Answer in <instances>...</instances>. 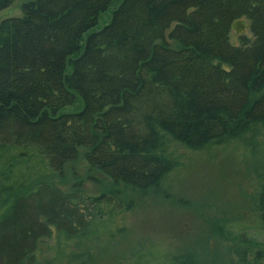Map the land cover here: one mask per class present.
Here are the masks:
<instances>
[{
	"label": "trees",
	"instance_id": "1",
	"mask_svg": "<svg viewBox=\"0 0 264 264\" xmlns=\"http://www.w3.org/2000/svg\"><path fill=\"white\" fill-rule=\"evenodd\" d=\"M242 18L251 39L235 47ZM256 134L264 0L24 3L0 22V264H42L45 241V264H264V173L247 200L251 225L205 222L201 241L219 245L210 260L175 235L123 245L133 209L170 193L180 151ZM78 159L89 181L115 187L58 186Z\"/></svg>",
	"mask_w": 264,
	"mask_h": 264
},
{
	"label": "rangeland",
	"instance_id": "2",
	"mask_svg": "<svg viewBox=\"0 0 264 264\" xmlns=\"http://www.w3.org/2000/svg\"><path fill=\"white\" fill-rule=\"evenodd\" d=\"M32 0H15L11 6L0 12V22L21 17V6ZM108 15L102 19L106 22ZM251 39L249 22L242 18L234 21L229 33L232 46H239L240 37ZM180 166L170 177V193L162 194V205L157 208L138 207L129 217V233L123 245H129L144 238L171 242L168 238L179 239L181 243L199 252L204 247L209 259L218 251L209 239L201 241L205 222L218 213L221 224L238 220L251 225L252 213L247 200L259 193L257 176L264 173V135L256 134L236 141L212 143L199 152H179ZM93 177L96 174L91 173ZM100 183L88 180L86 167L81 159L65 168L64 178L54 182L63 189L80 183L82 189L92 195L107 191L115 186L103 179ZM119 190H124L118 187ZM167 195L169 197L167 198ZM1 199V198H0ZM3 199V197H2ZM3 201V200H2ZM203 240V238H202ZM53 243L45 241L40 246L42 264L51 257ZM200 253V252H199ZM214 261V260H213Z\"/></svg>",
	"mask_w": 264,
	"mask_h": 264
}]
</instances>
